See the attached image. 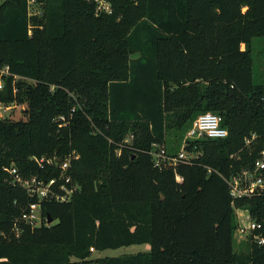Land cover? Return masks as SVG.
Wrapping results in <instances>:
<instances>
[{
    "label": "trees",
    "instance_id": "trees-1",
    "mask_svg": "<svg viewBox=\"0 0 264 264\" xmlns=\"http://www.w3.org/2000/svg\"><path fill=\"white\" fill-rule=\"evenodd\" d=\"M34 3L35 15L30 0L0 4V66L11 73L0 102L27 104L26 119H0V264H264L252 238L235 250V207L264 236V194L233 205L228 184L264 150L253 56L264 0ZM205 112L222 116L228 136L184 145ZM155 144L194 158L157 167ZM73 153L79 188L68 201H40L5 169L56 178L62 194V169L35 158ZM36 203L40 227L23 220ZM136 244L149 250L93 257Z\"/></svg>",
    "mask_w": 264,
    "mask_h": 264
},
{
    "label": "built area",
    "instance_id": "built-area-1",
    "mask_svg": "<svg viewBox=\"0 0 264 264\" xmlns=\"http://www.w3.org/2000/svg\"><path fill=\"white\" fill-rule=\"evenodd\" d=\"M31 1L35 2V0ZM107 8L109 9V6ZM10 75L11 73L9 66H0V89H3L5 85V78ZM16 107V102H0V117L5 118L6 115H10L13 109ZM228 134V129L222 126L221 115L214 112H205L200 114L192 122L185 135L184 145L188 142V140H195L204 137L212 139L225 138L228 136ZM249 141L250 140L247 139V144ZM184 145L180 151L175 154H171L168 152L165 146L155 144L152 150L155 166L161 168L164 165L169 164L176 166L181 161L190 162L192 158H194V155L192 153H188L185 150ZM74 157H77L75 153L70 154V156L66 157L62 161H60L57 157H42L40 159L35 158L41 167H44L45 164H56L62 169L61 178L64 180L60 184V190L63 191L62 194L55 191L53 188L57 182L56 178L50 180H45L36 176L24 178L14 167L5 169L14 175L15 182L25 187L29 194L38 196L40 201L48 197L56 198V200L59 201H68L79 188L73 183L71 176L67 173L70 160H72ZM177 178L179 181L181 180L180 177ZM228 184L230 187L231 196L233 198V205L234 201L238 199L264 194V150L256 159L253 167L244 169L238 175L231 177L228 180ZM235 212L238 221L237 231L240 234L242 233L246 239L252 238L254 242L258 243L259 245H263L264 236L254 232L255 230L261 229L262 225L252 219L249 209L235 207ZM23 220H25L27 223H30L34 227H40L43 222L40 203L32 204L30 213L25 214L23 216ZM91 250L94 251L93 248H91Z\"/></svg>",
    "mask_w": 264,
    "mask_h": 264
},
{
    "label": "rangeland",
    "instance_id": "rangeland-1",
    "mask_svg": "<svg viewBox=\"0 0 264 264\" xmlns=\"http://www.w3.org/2000/svg\"><path fill=\"white\" fill-rule=\"evenodd\" d=\"M3 0H0V4ZM30 12L35 15L37 13H40V7L39 5L35 4L33 1L30 0ZM245 46H242V49H244ZM253 56H254V77L255 81L257 83L264 84V36L263 37H256L253 40ZM27 104L26 103H17V107L13 109L12 113L10 115H6L5 118H10L13 120H20V119H26L27 114ZM1 115V114H0ZM1 119L3 117H0ZM185 138V136H184ZM171 141L175 140L177 141V138L175 136H171ZM179 142V141H178ZM170 146V144H168ZM168 148V147H167ZM182 146L178 149L180 151ZM236 236V242H235V250L237 252H247L249 249V239H246L243 234L239 233L236 230L235 233ZM148 245L147 244H136L131 246H124L118 249H108L101 252H95L93 253V257H106V256H121L124 254H133L138 253L142 251H148Z\"/></svg>",
    "mask_w": 264,
    "mask_h": 264
},
{
    "label": "water",
    "instance_id": "water-1",
    "mask_svg": "<svg viewBox=\"0 0 264 264\" xmlns=\"http://www.w3.org/2000/svg\"><path fill=\"white\" fill-rule=\"evenodd\" d=\"M162 197L164 198V196L162 195ZM53 222V219L51 217L48 218V223H52ZM38 227V226H37Z\"/></svg>",
    "mask_w": 264,
    "mask_h": 264
},
{
    "label": "crops",
    "instance_id": "crops-1",
    "mask_svg": "<svg viewBox=\"0 0 264 264\" xmlns=\"http://www.w3.org/2000/svg\"><path fill=\"white\" fill-rule=\"evenodd\" d=\"M148 249H149V247H148Z\"/></svg>",
    "mask_w": 264,
    "mask_h": 264
}]
</instances>
